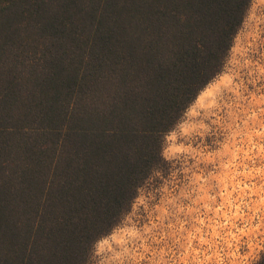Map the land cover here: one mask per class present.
<instances>
[{
    "label": "trees",
    "instance_id": "1",
    "mask_svg": "<svg viewBox=\"0 0 264 264\" xmlns=\"http://www.w3.org/2000/svg\"><path fill=\"white\" fill-rule=\"evenodd\" d=\"M252 2L0 0V264L95 262Z\"/></svg>",
    "mask_w": 264,
    "mask_h": 264
},
{
    "label": "rangeland",
    "instance_id": "2",
    "mask_svg": "<svg viewBox=\"0 0 264 264\" xmlns=\"http://www.w3.org/2000/svg\"><path fill=\"white\" fill-rule=\"evenodd\" d=\"M163 154L167 168L141 187L91 264H172L181 253L196 264L222 238L228 264H255L264 252V0H253L224 71Z\"/></svg>",
    "mask_w": 264,
    "mask_h": 264
},
{
    "label": "clouds",
    "instance_id": "3",
    "mask_svg": "<svg viewBox=\"0 0 264 264\" xmlns=\"http://www.w3.org/2000/svg\"><path fill=\"white\" fill-rule=\"evenodd\" d=\"M225 243L226 241L223 238L220 241H213L209 245L212 250L211 256H204L203 259L194 257L193 259L196 261V264H209L210 261L212 262V264H228L229 253L224 247ZM217 244L221 245V247L217 248ZM180 247H183V245H180ZM205 251H207V249H205ZM185 256L186 253H181L177 259L172 260V264H179L180 260H185ZM185 264H191V262L185 260Z\"/></svg>",
    "mask_w": 264,
    "mask_h": 264
}]
</instances>
